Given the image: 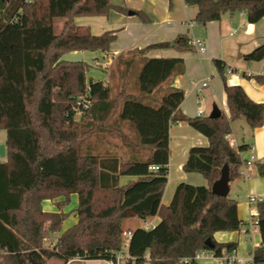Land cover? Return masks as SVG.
I'll return each mask as SVG.
<instances>
[{"label": "trees", "instance_id": "obj_1", "mask_svg": "<svg viewBox=\"0 0 264 264\" xmlns=\"http://www.w3.org/2000/svg\"><path fill=\"white\" fill-rule=\"evenodd\" d=\"M185 3L197 8L194 22L202 26L228 13H244L249 24L264 19V0ZM111 10L148 22L143 12L115 6L113 0H0V129L7 132V156L0 163V264L110 260L123 250L124 222L132 218L158 217L160 223L130 230L133 259L127 264H185L184 259L197 264L202 250L220 257L236 249L213 236L243 226L237 201L211 187L225 166L230 181L239 177L246 146L235 149L226 136L242 117L251 129L263 125L264 104L254 103L240 86L225 84L229 117L184 116L179 107L185 92L174 86L185 72L184 59L145 57L157 48L192 51L184 35L120 55L108 81L89 80L87 62L63 56L107 54L119 32L97 36L77 26L75 18L107 16ZM244 57L263 61L264 44ZM215 65L225 80L227 65L220 60ZM175 122H186L209 140L208 147H192L183 165L185 173L202 175L208 185L181 182L165 206L169 132ZM258 171L264 175V164ZM124 177L132 179L122 183ZM73 195L78 205L65 212ZM48 201L58 210L44 209ZM72 214L76 223L46 247V236L60 233ZM258 219L263 241L254 263L264 264V201Z\"/></svg>", "mask_w": 264, "mask_h": 264}, {"label": "crops", "instance_id": "obj_2", "mask_svg": "<svg viewBox=\"0 0 264 264\" xmlns=\"http://www.w3.org/2000/svg\"><path fill=\"white\" fill-rule=\"evenodd\" d=\"M113 4L125 7L132 12H143L148 22H144L140 16L131 13L122 14L115 10H111L107 16L76 17V25L88 28L94 35L118 31V37L111 44L107 54L101 51H76L65 54L63 59L87 62L91 66L88 74L93 71L100 73L99 79L94 76L91 78L106 82L109 80V72L114 60L118 56L157 43L173 42L181 35L194 36L206 42L207 51L204 55L199 56L194 50L180 52L174 48H157L145 55L147 58L184 59L185 72L174 80V86L185 92V99L179 107L184 116L199 117L198 114L201 112L202 117H207L216 106L229 117L225 84L240 86L250 100L264 104V81L258 80V76L264 77V60L252 62L244 57L264 44V19L258 23L249 24L244 13H228L223 15L220 21L208 22L202 26L194 22L198 13L197 8L187 6L185 0H172V2L170 0H113ZM189 22H194V25L190 27ZM215 60L224 61L227 68L233 70V74L225 73L224 80L218 73ZM207 78H210L209 85L203 88L202 84ZM199 96L203 98L200 105L197 104ZM169 137V180L162 200L165 206L170 204L176 187L181 182L198 186L208 185L202 175L185 173L183 165L192 147H208L209 140L186 122L173 123ZM231 137L236 140L233 146L235 149L242 145L246 146L241 153L243 162L252 156L250 149H254L255 164L250 169L252 174L248 179L241 176L244 172L241 164L239 177L230 181L229 184L228 196L237 201L238 218L243 226L237 231L217 232L213 237L219 243H235L237 255L242 259H249L262 246L263 241L260 231L252 230L250 225L251 217L259 215V204L250 203V197L264 199V175L258 171V165L264 164V123L256 129H251L242 117L233 122ZM130 179L132 178L124 177L121 182L126 183ZM144 222L157 226L160 219L148 218ZM198 262L199 264H218L215 257H207Z\"/></svg>", "mask_w": 264, "mask_h": 264}, {"label": "built area", "instance_id": "obj_3", "mask_svg": "<svg viewBox=\"0 0 264 264\" xmlns=\"http://www.w3.org/2000/svg\"><path fill=\"white\" fill-rule=\"evenodd\" d=\"M190 27H192L194 25V22H189ZM233 35V34H232ZM190 46L193 48V50L199 55H204L205 52L207 51V45L206 42H204L202 39L200 38H196L194 36L190 37L189 42ZM226 73L227 74H233V70L230 68L226 69ZM210 82V78L206 79V82H204L202 84L203 88H206L209 85ZM203 102V98H201L200 96L197 99V104L200 105ZM79 104H84V100H82L81 102H79ZM86 106V105H85ZM199 117H202V113L200 112L198 114ZM227 139H229V142L231 144V146H235L236 144V140L234 138L231 137V134L226 136ZM251 152V157L247 160H245L242 165H243V173H242V177L248 179L250 178L252 172L250 171L251 167L255 164V155L253 154L254 149L251 148L250 149ZM5 158H2L0 156V163L4 160ZM264 199L263 198H256V197H250V203H255V204H259L260 202H263ZM259 216V215H258ZM257 215H253L251 217V221H250V225L252 230L254 231H258L259 230V219H258ZM156 226L150 223H146V226L144 227L145 229H152L155 228ZM132 236V232H125L123 234V238L126 239L125 243L123 244V250L119 251L117 253L114 254L115 257H113L110 260L106 261V264H124V263H128L129 261H131L133 259L132 256L129 255L128 253V247H129V243H130V238ZM207 257H215L218 261V264H255L254 263V254L250 256L249 259H242L240 258L237 253L235 252V250L229 252L228 254H225L223 256L217 257L215 256L214 253H209L207 251H200L198 252L195 260L198 262L199 260H202L204 258ZM191 261V259H184V263L187 264Z\"/></svg>", "mask_w": 264, "mask_h": 264}, {"label": "rangeland", "instance_id": "obj_4", "mask_svg": "<svg viewBox=\"0 0 264 264\" xmlns=\"http://www.w3.org/2000/svg\"><path fill=\"white\" fill-rule=\"evenodd\" d=\"M62 26H63V20H60L59 19V21H56L55 22L56 31L59 32V30L61 29ZM98 75H100V73H96L95 71H93V72H90L89 74L87 73V78H89V80H90V79H92L91 77L94 76V78L99 79L98 78ZM79 101H80V99H79ZM79 118H80V115H78V118L77 119H79ZM95 139L93 137V139L91 141L94 142ZM6 140H7V132H6V130L0 129V144H5L6 143ZM77 205H78V196L77 195H73L70 203L64 207V211L65 212L73 211V210L76 209ZM43 206H44V209H46L47 211L49 210V211H52L53 212V211H57L58 210L56 208V205L52 201L45 202ZM75 223H76V218L72 214L63 223V229H62V231L60 233H57V234H49L48 236H46V239L44 241L45 242L44 243L45 246L46 247H49V246L54 245L57 242L56 240L58 239V237L66 229H68L69 227L73 226ZM145 226H146V223L143 220L139 219V218H132V219L127 220V221L124 222V230H125V232H128L129 230H134V229L139 228V227L140 228L141 227H145ZM122 240H123V243H125V240L126 239H124L122 237ZM71 262H72V264H106V261H104V260L89 261V260L74 259V260H71ZM47 264H65V263H63L62 261H59L57 259H51L50 261L47 262ZM124 264H126V263H124ZM197 264H199V262H197Z\"/></svg>", "mask_w": 264, "mask_h": 264}, {"label": "water", "instance_id": "obj_5", "mask_svg": "<svg viewBox=\"0 0 264 264\" xmlns=\"http://www.w3.org/2000/svg\"><path fill=\"white\" fill-rule=\"evenodd\" d=\"M221 114H222V111L218 107L214 106V109H213L212 113L209 115V117L210 118H219L221 116ZM0 156L2 158H6V156H7V146H5L4 144H0ZM221 172H222L221 178L218 181H216L212 185L211 188H212L213 192L216 195H219L221 197H226L230 193V188H229V184H230V171L228 169V166H225L222 169ZM207 246L209 248H212L213 247L212 239H209L207 241Z\"/></svg>", "mask_w": 264, "mask_h": 264}]
</instances>
